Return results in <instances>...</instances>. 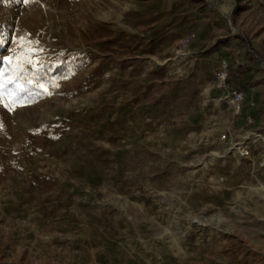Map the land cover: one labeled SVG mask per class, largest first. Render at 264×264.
I'll use <instances>...</instances> for the list:
<instances>
[{"label": "rangeland", "instance_id": "1", "mask_svg": "<svg viewBox=\"0 0 264 264\" xmlns=\"http://www.w3.org/2000/svg\"><path fill=\"white\" fill-rule=\"evenodd\" d=\"M0 264H264V0H0Z\"/></svg>", "mask_w": 264, "mask_h": 264}, {"label": "built area", "instance_id": "2", "mask_svg": "<svg viewBox=\"0 0 264 264\" xmlns=\"http://www.w3.org/2000/svg\"><path fill=\"white\" fill-rule=\"evenodd\" d=\"M229 76V72L227 69H224L223 71H221V73L219 74V79L221 84H225L227 82ZM229 101L232 104V106H234L236 108L237 111L241 110V103L243 100V94L240 91H233L232 93H230L229 95ZM250 121H252V118H249ZM249 150H250V143L246 142L244 144H242L239 147V151L240 153L244 156V155H248L249 154Z\"/></svg>", "mask_w": 264, "mask_h": 264}, {"label": "trees", "instance_id": "3", "mask_svg": "<svg viewBox=\"0 0 264 264\" xmlns=\"http://www.w3.org/2000/svg\"><path fill=\"white\" fill-rule=\"evenodd\" d=\"M131 38H132V40H133V39H135V38H137V37H136V36H131ZM243 38H244V41L247 40L245 37H243Z\"/></svg>", "mask_w": 264, "mask_h": 264}]
</instances>
